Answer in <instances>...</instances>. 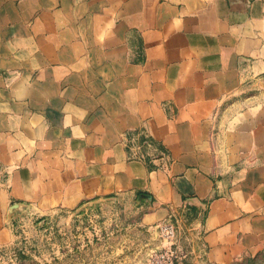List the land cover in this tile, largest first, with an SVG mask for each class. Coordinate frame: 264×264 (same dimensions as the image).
<instances>
[{"label":"crops","instance_id":"1","mask_svg":"<svg viewBox=\"0 0 264 264\" xmlns=\"http://www.w3.org/2000/svg\"><path fill=\"white\" fill-rule=\"evenodd\" d=\"M109 197L264 264V0H0V244Z\"/></svg>","mask_w":264,"mask_h":264},{"label":"rangeland","instance_id":"2","mask_svg":"<svg viewBox=\"0 0 264 264\" xmlns=\"http://www.w3.org/2000/svg\"><path fill=\"white\" fill-rule=\"evenodd\" d=\"M141 217L140 205L128 197L23 212L9 227L8 241L0 244V264H146L168 242L159 229L164 222L143 225Z\"/></svg>","mask_w":264,"mask_h":264},{"label":"built area","instance_id":"3","mask_svg":"<svg viewBox=\"0 0 264 264\" xmlns=\"http://www.w3.org/2000/svg\"><path fill=\"white\" fill-rule=\"evenodd\" d=\"M159 229L168 245L162 250L152 252L146 264H189V251L172 242L176 234L175 226L172 223H164L159 225Z\"/></svg>","mask_w":264,"mask_h":264}]
</instances>
